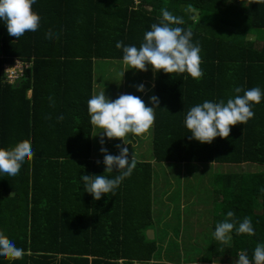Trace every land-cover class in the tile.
<instances>
[{
  "label": "trees",
  "instance_id": "trees-1",
  "mask_svg": "<svg viewBox=\"0 0 264 264\" xmlns=\"http://www.w3.org/2000/svg\"><path fill=\"white\" fill-rule=\"evenodd\" d=\"M32 8L41 17L40 27L19 39L9 36L0 20V148L29 140L34 152L17 177L0 174V233L25 252L18 261L0 257V264H118L119 259L234 264L240 252L251 260L256 246L264 244V97L253 106L254 118L232 127L228 139L217 137L211 144L190 139L185 118L204 101L226 103L237 95L236 87L264 92V0H139L137 7L134 0H36ZM191 8L208 11L203 14L208 21H195ZM161 9L182 17L178 26L192 31V42L202 49L204 76L197 81L187 73L153 72L146 95H155L160 104L151 128L150 158L161 166L176 165L178 172L193 168L190 176L199 166L231 169L211 175V187L205 189L214 211L203 254L189 235L191 249L184 251L182 235L181 245L174 243L175 256L157 252L155 235L152 241L146 238L155 197L164 185L157 180L161 166L153 167L144 155H136V168L115 196L96 201L81 180L106 171L100 130L94 132L88 112V100L98 94L95 84L100 82L95 64L122 62L117 42L139 48L152 24L162 19ZM217 13L227 18L224 28L213 24ZM16 57L30 63L18 86L4 82L3 71ZM115 174L114 169L110 178ZM229 211L237 225L251 218L255 235L234 230L227 245L218 242L216 225Z\"/></svg>",
  "mask_w": 264,
  "mask_h": 264
},
{
  "label": "clouds",
  "instance_id": "clouds-1",
  "mask_svg": "<svg viewBox=\"0 0 264 264\" xmlns=\"http://www.w3.org/2000/svg\"><path fill=\"white\" fill-rule=\"evenodd\" d=\"M36 0H0V20L5 22L9 36L16 39L21 38L26 32H35L40 27L41 17L33 11ZM162 19L154 23L151 30L144 35V41L139 48L136 46H125L122 41L117 42V49L123 50V63L131 69L141 72L152 67L154 73L164 72L173 74L187 73L194 80L199 81L204 72L201 68V46L192 42L193 33L178 25L184 20L171 14L167 9H161ZM17 58V57H16ZM18 59V58H17ZM19 63V64H18ZM15 78H8L10 72ZM30 70V63L21 60L12 64L4 65V76L9 85H19V80L24 73ZM174 77V76H173ZM187 78V77H185ZM139 92H145L143 84L137 85ZM234 98L225 103L204 101L192 107L186 114L185 125L190 132V139H195L201 144H211L217 137L228 139L232 127L242 124L246 125L254 118L253 106L261 103L264 92L259 87L244 90L240 87L234 89ZM243 92V95H239ZM31 88L27 97H31ZM150 103L155 107L146 106L145 102L138 96L132 94H121L117 99L111 100L106 97L105 92L94 94L88 100V112L93 128L102 130L100 136L101 153L104 157V175H83L84 191L91 194L96 201L105 195L115 196V190L126 179L131 177L136 168L134 155L129 159V149L125 138L132 134L134 137H143L150 131L155 121V110L159 108V98L153 95ZM109 140H122L123 145L117 144L119 155H112L104 147V137ZM34 152L31 142L24 140L11 149L0 148V174L17 177L22 166L32 160ZM100 161H97L99 165ZM115 170L118 174L111 176ZM234 212L227 213V219L218 223L214 232L215 239L221 244L227 245L232 240L231 233L235 230L237 235H255L251 218L245 217L242 222L234 221ZM154 232V231H153ZM25 252L18 248L3 233H0V257L9 261H18L23 258ZM118 264H151L153 261L142 262L139 260L128 261L119 259ZM234 264H264V244L257 245L254 249L252 259L245 252L238 254Z\"/></svg>",
  "mask_w": 264,
  "mask_h": 264
},
{
  "label": "rangeland",
  "instance_id": "rangeland-1",
  "mask_svg": "<svg viewBox=\"0 0 264 264\" xmlns=\"http://www.w3.org/2000/svg\"><path fill=\"white\" fill-rule=\"evenodd\" d=\"M196 17V15H195ZM213 24L215 28H224L227 24V18L221 16V13H217ZM15 62L18 61L14 58ZM19 64V63H18ZM149 70L146 72H141L135 69H131L129 66L125 65L119 61L110 62H97L95 64V77L99 84H95V92L98 94L100 92H105V95L109 99H117L121 94H132L140 97L146 104V106L151 107L150 97L146 95L148 89V84L152 83L153 71L152 67H148ZM149 71V72H148ZM8 72H12V69ZM9 73V74H10ZM139 76L140 82L135 78ZM109 79V80H108ZM102 81H105V86L103 89L100 88ZM109 81V82H108ZM128 84V86L126 85ZM143 84L145 86V92H139L137 90V85ZM106 89V90H105ZM99 129V128H98ZM96 128H94L95 132ZM100 130L99 135L102 130ZM99 136V140H100ZM129 149L130 159L133 154L135 159H137L138 154L144 155L147 160H150L153 167L161 166L154 163L150 156L152 155L151 149V129L143 137H134L129 134L125 138ZM104 142L108 149V152L119 154V150L116 145H123L122 140H109L106 136L104 137ZM101 144V143H100ZM162 171H159L158 181L164 185L162 191L155 197V205L152 208L153 221L151 225V230L154 231L157 252L163 251L166 255L171 253L175 256L176 253L174 249V243L177 242L181 245L182 235L185 237L184 241V251H188L191 248L187 245L190 240L187 236H191V242L198 244L199 249L204 253L209 245V237L203 240L206 236H209L208 230L210 229V218L214 211L213 199L209 197V194L205 193V189L209 186V177L215 173H226L229 169L226 166H214L213 168H207L199 166V172H196L192 176L188 175V170L181 171L178 170L176 165H163ZM261 168V167H259ZM239 170L238 168H235ZM233 170L232 171H236ZM258 172L259 169H255ZM156 180V181H157ZM159 187V185L157 186ZM154 191V190H153ZM180 235V236H179ZM180 237V238H179ZM169 242V246L166 248V243ZM163 243V245H162ZM202 244V245H201ZM200 245V246H199ZM183 252V249H180ZM180 251V256L182 252ZM163 255V254H162ZM134 257V256H131ZM158 255L154 257L157 259ZM182 257V256H181ZM162 262H165V259Z\"/></svg>",
  "mask_w": 264,
  "mask_h": 264
},
{
  "label": "crops",
  "instance_id": "crops-1",
  "mask_svg": "<svg viewBox=\"0 0 264 264\" xmlns=\"http://www.w3.org/2000/svg\"><path fill=\"white\" fill-rule=\"evenodd\" d=\"M134 3H135V6L137 7V6H139V0H134ZM237 3V2H236ZM241 4L239 3L236 7H237V10L239 11L240 9H241ZM146 9H150V7L149 6H147V7H145ZM192 12L196 15V17H195V15H194V20L195 21H200V20H202L203 22H207L208 20L206 19V16H204L203 14L204 13H207L208 11H200V10H195V9H192L191 8V11H190V13L192 14ZM187 14H188V12H187ZM201 15V16H200ZM209 24V23H208ZM93 137V136H92ZM97 149H100V148H97ZM110 154H112V155H118L117 153H111V152H109ZM96 158V153L94 154V152L92 153V159H95ZM163 167L164 166H161L160 168L161 169H163ZM178 171V170H177ZM156 183L157 182H154L153 183V186L155 187L156 186ZM149 230H151V229H149ZM89 260H91V257H89Z\"/></svg>",
  "mask_w": 264,
  "mask_h": 264
},
{
  "label": "water",
  "instance_id": "water-1",
  "mask_svg": "<svg viewBox=\"0 0 264 264\" xmlns=\"http://www.w3.org/2000/svg\"><path fill=\"white\" fill-rule=\"evenodd\" d=\"M145 235H146V238L148 240H150V241H152L154 239V232H153V230H147L146 233H145Z\"/></svg>",
  "mask_w": 264,
  "mask_h": 264
},
{
  "label": "built area",
  "instance_id": "built-area-1",
  "mask_svg": "<svg viewBox=\"0 0 264 264\" xmlns=\"http://www.w3.org/2000/svg\"><path fill=\"white\" fill-rule=\"evenodd\" d=\"M15 74L13 72H11L9 75H8V78L12 79V78H15Z\"/></svg>",
  "mask_w": 264,
  "mask_h": 264
}]
</instances>
